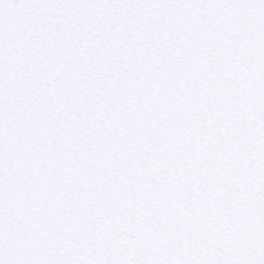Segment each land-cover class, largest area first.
Wrapping results in <instances>:
<instances>
[{
  "label": "snow or ice",
  "instance_id": "snow-or-ice-1",
  "mask_svg": "<svg viewBox=\"0 0 264 264\" xmlns=\"http://www.w3.org/2000/svg\"><path fill=\"white\" fill-rule=\"evenodd\" d=\"M0 264H264V0H0Z\"/></svg>",
  "mask_w": 264,
  "mask_h": 264
}]
</instances>
